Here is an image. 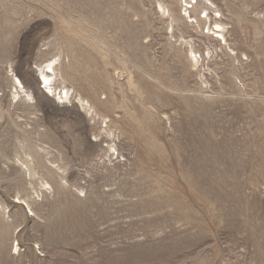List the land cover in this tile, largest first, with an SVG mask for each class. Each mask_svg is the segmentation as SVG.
Returning <instances> with one entry per match:
<instances>
[{"label":"rangeland","instance_id":"rangeland-1","mask_svg":"<svg viewBox=\"0 0 264 264\" xmlns=\"http://www.w3.org/2000/svg\"><path fill=\"white\" fill-rule=\"evenodd\" d=\"M204 2L0 0V264H264V0Z\"/></svg>","mask_w":264,"mask_h":264},{"label":"bare ground","instance_id":"bare-ground-1","mask_svg":"<svg viewBox=\"0 0 264 264\" xmlns=\"http://www.w3.org/2000/svg\"><path fill=\"white\" fill-rule=\"evenodd\" d=\"M205 1L209 2V0H205ZM210 5H212V3H210ZM159 8L164 12L165 9L161 5V3H159ZM191 9H193V12H196L199 9L200 12H199L198 16H200V13H202L203 11L207 12V11L210 10L208 8V6H207V3H205L204 0H196L195 6L191 7ZM166 10H167V13H169V10L168 9H166ZM173 13H174V15H173ZM173 13H172V15H173L172 17L168 14L169 19L171 17L172 20H173V18H175V20H178L180 18V16H181L180 13H179V15L176 13V11H174ZM209 15L210 14L207 15L208 19H210ZM192 18H194V19H192ZM188 19L191 20V21L194 20L193 22H195V24H198V20H197L196 17H192L191 15H189ZM213 25H214L215 28H213V29L210 28L209 30H212L214 34H217V35L221 36L223 41L225 42V44H227V41H226L225 35H224L225 25L223 23H220V22H215V23H213ZM188 54L190 55V57H189L190 59L187 56L190 66H193V63H195V64L200 63L199 61L202 58L201 55L198 58L197 55H196V52L194 50H192V49H190L188 51ZM56 64H57L56 62L49 61V62H47L45 68L40 69L39 76L37 77L39 90H41V88H40V86L42 84L40 82V78H41L43 83H44L43 85H45V87H46L45 90H47L48 93L51 96L57 97L58 100H61V101L62 100L67 101L71 97L70 89L65 87V88H62V90H59L58 93H56L57 89L55 88V85H54V82H55V80L57 78V75H56ZM49 72H51V74H49ZM14 79L18 83L17 86H19L20 89H21V90H17L18 88H16L14 86L16 98H20L19 91L20 92L22 91L25 94L26 97L31 98L32 100H34V97L31 94H29V92L27 91V84L22 83L20 81V79H18L17 77H14ZM28 87H29V85H28ZM45 95H46V93H45ZM77 103L80 105V107L82 109H84L86 111L87 114H91L92 107H91V105H89V103L87 101H85L84 99H82L79 96V97H77ZM16 204H20V203L17 201Z\"/></svg>","mask_w":264,"mask_h":264},{"label":"built area","instance_id":"built-area-1","mask_svg":"<svg viewBox=\"0 0 264 264\" xmlns=\"http://www.w3.org/2000/svg\"><path fill=\"white\" fill-rule=\"evenodd\" d=\"M195 2H196V0H190V1H188V0H182V15L183 16H185V18L187 19V20H189L188 18H189V15H190V12H189V10H191V7H193V5H195ZM186 15H185V14ZM208 15V12H205V11H203V16H202V18L203 19H206V16ZM213 16V15H212ZM201 17V16H200ZM213 17H215L216 19H220V16L218 15V16H213ZM218 39V38H217Z\"/></svg>","mask_w":264,"mask_h":264}]
</instances>
